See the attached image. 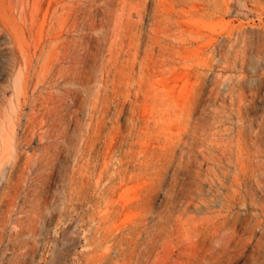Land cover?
<instances>
[{
    "label": "rangeland",
    "instance_id": "rangeland-1",
    "mask_svg": "<svg viewBox=\"0 0 264 264\" xmlns=\"http://www.w3.org/2000/svg\"><path fill=\"white\" fill-rule=\"evenodd\" d=\"M0 126V264H264V0H0Z\"/></svg>",
    "mask_w": 264,
    "mask_h": 264
},
{
    "label": "bare ground",
    "instance_id": "bare-ground-1",
    "mask_svg": "<svg viewBox=\"0 0 264 264\" xmlns=\"http://www.w3.org/2000/svg\"><path fill=\"white\" fill-rule=\"evenodd\" d=\"M14 58V57H13ZM18 67V66H17ZM13 87H14V84L16 83L15 81H13ZM10 142H11V139L10 137L8 136L7 134V131L0 126V152L3 153L4 151L8 150L7 147L8 145H10ZM255 142V141H254ZM252 148V147H251ZM258 149V148H257ZM253 150V149H252ZM251 152V151H249ZM255 152V151H254ZM253 153V152H252ZM217 155V154H216ZM245 156V155H244ZM254 158V157H252ZM256 159V158H255ZM260 159V158H259ZM226 160V159H225ZM241 160V159H240ZM238 161V160H237ZM252 161V160H251ZM254 162V161H253ZM264 162V161H263ZM230 163V162H229ZM257 163V162H256ZM242 164V163H241ZM251 166V165H250ZM264 169V168H263ZM229 172H233V171H229ZM263 172V171H262ZM256 173V172H255ZM258 173V171H257ZM232 174V173H231ZM235 174V173H234ZM240 175V174H239ZM263 175V174H262ZM261 176V175H260ZM259 178V177H258ZM263 180V179H262ZM230 181V180H228ZM243 182V181H242ZM252 184V183H251ZM264 184V183H263ZM242 187V186H241ZM234 188V187H232ZM231 188V190H232ZM242 189V188H241ZM260 189H263V188H260ZM258 191V190H257ZM241 192V191H240ZM242 193V192H241ZM240 193V194H241ZM245 196V195H244ZM262 204V203H261ZM260 208V207H259ZM222 209V208H221ZM263 210V209H262ZM231 211V210H230ZM253 213V212H252ZM260 213V212H259ZM257 214V213H256ZM255 215V214H253ZM228 217V216H227ZM256 217V216H255ZM237 219H238V216H237ZM228 221V220H227ZM230 221V220H229ZM237 228V227H236ZM232 229V228H231ZM216 231V230H215ZM221 230H219L218 232H220ZM220 235V234H219ZM233 235V234H232ZM235 235V234H234ZM221 236V235H220ZM236 236V235H235ZM229 237V236H228ZM238 238V237H237ZM211 240V239H210ZM221 240V239H220ZM232 242V241H231ZM224 243V242H223ZM222 243V244H223ZM230 251V250H229ZM222 259V258H221Z\"/></svg>",
    "mask_w": 264,
    "mask_h": 264
}]
</instances>
